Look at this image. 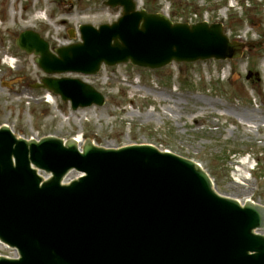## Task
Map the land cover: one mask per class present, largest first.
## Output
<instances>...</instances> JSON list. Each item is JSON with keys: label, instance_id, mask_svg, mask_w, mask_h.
Here are the masks:
<instances>
[{"label": "water", "instance_id": "95a60500", "mask_svg": "<svg viewBox=\"0 0 264 264\" xmlns=\"http://www.w3.org/2000/svg\"><path fill=\"white\" fill-rule=\"evenodd\" d=\"M121 17L79 28L81 43L54 49L37 33L17 48L36 56L47 76L96 75L101 65L158 70L172 62L235 60L220 24H172L137 12L133 0H107ZM41 89L72 111L102 107L104 97L75 79L43 78ZM38 172L49 176L43 180ZM69 173L78 177L68 185ZM264 208L215 193L195 163L149 145L103 149L47 137L17 139L0 128V242L18 259L0 264H264Z\"/></svg>", "mask_w": 264, "mask_h": 264}, {"label": "rangeland", "instance_id": "374dc122", "mask_svg": "<svg viewBox=\"0 0 264 264\" xmlns=\"http://www.w3.org/2000/svg\"><path fill=\"white\" fill-rule=\"evenodd\" d=\"M105 1L0 0V127L25 140L79 136L80 147L151 145L198 164L220 196L264 207V0H135L137 10L173 23L220 24L231 42L244 44L241 56L158 71L124 64L102 66L95 76H52L79 79L105 98L102 107L71 111L31 88L45 75L15 41L30 30L50 49L78 43L80 26L120 17L121 8ZM15 254L0 244V257Z\"/></svg>", "mask_w": 264, "mask_h": 264}, {"label": "bare ground", "instance_id": "6f19581e", "mask_svg": "<svg viewBox=\"0 0 264 264\" xmlns=\"http://www.w3.org/2000/svg\"><path fill=\"white\" fill-rule=\"evenodd\" d=\"M73 140L75 141V143H76L78 146L82 144V138L79 137V136L73 138ZM70 177H71V175H69V176L67 177V179L65 180V182H66Z\"/></svg>", "mask_w": 264, "mask_h": 264}]
</instances>
